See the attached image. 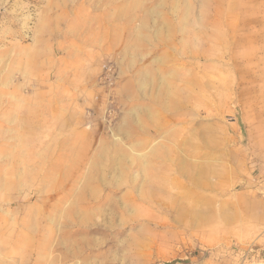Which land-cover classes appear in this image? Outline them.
I'll return each instance as SVG.
<instances>
[{
	"label": "rangeland",
	"instance_id": "374dc122",
	"mask_svg": "<svg viewBox=\"0 0 264 264\" xmlns=\"http://www.w3.org/2000/svg\"><path fill=\"white\" fill-rule=\"evenodd\" d=\"M0 264H264V0H0Z\"/></svg>",
	"mask_w": 264,
	"mask_h": 264
}]
</instances>
